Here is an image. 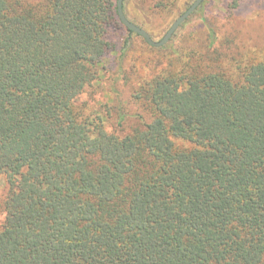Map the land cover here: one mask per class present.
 <instances>
[{"label": "trees", "instance_id": "obj_1", "mask_svg": "<svg viewBox=\"0 0 264 264\" xmlns=\"http://www.w3.org/2000/svg\"><path fill=\"white\" fill-rule=\"evenodd\" d=\"M117 2L0 0V264H264V60L180 56L133 95L151 121L110 131L75 104Z\"/></svg>", "mask_w": 264, "mask_h": 264}, {"label": "rangeland", "instance_id": "obj_2", "mask_svg": "<svg viewBox=\"0 0 264 264\" xmlns=\"http://www.w3.org/2000/svg\"><path fill=\"white\" fill-rule=\"evenodd\" d=\"M194 2L176 0L163 10L156 6L155 0H125L124 3L127 18L147 31L154 41H160ZM128 36L124 26L110 31L114 48L103 61L104 70L75 104L78 108H85L86 112L105 115L110 131L115 129L118 116L126 115L122 134L151 121L150 115L133 95L146 80L162 72L175 71L180 56L190 52L206 55L210 48L213 68L230 76L237 73L239 61L245 64L264 60V0H203L163 46L165 48L153 47L133 33L130 46L123 53V43ZM9 187L6 176L0 174V223L3 219L2 203Z\"/></svg>", "mask_w": 264, "mask_h": 264}, {"label": "water", "instance_id": "obj_3", "mask_svg": "<svg viewBox=\"0 0 264 264\" xmlns=\"http://www.w3.org/2000/svg\"><path fill=\"white\" fill-rule=\"evenodd\" d=\"M124 1L125 0H118L117 2V9L120 21L127 29L143 37L147 41V43L153 47H163L164 45H166L170 41L176 30L190 17V15H192L196 11V9L203 2V0H195V2L172 24L165 36L160 41H154L147 31L137 26L126 17L123 8Z\"/></svg>", "mask_w": 264, "mask_h": 264}]
</instances>
